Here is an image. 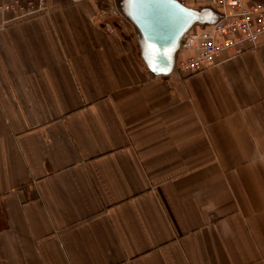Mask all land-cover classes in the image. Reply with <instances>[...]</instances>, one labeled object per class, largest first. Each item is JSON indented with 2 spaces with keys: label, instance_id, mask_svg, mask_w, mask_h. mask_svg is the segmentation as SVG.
I'll use <instances>...</instances> for the list:
<instances>
[{
  "label": "crops",
  "instance_id": "obj_1",
  "mask_svg": "<svg viewBox=\"0 0 264 264\" xmlns=\"http://www.w3.org/2000/svg\"><path fill=\"white\" fill-rule=\"evenodd\" d=\"M125 2L0 11V264H264V39L155 77Z\"/></svg>",
  "mask_w": 264,
  "mask_h": 264
},
{
  "label": "built area",
  "instance_id": "obj_2",
  "mask_svg": "<svg viewBox=\"0 0 264 264\" xmlns=\"http://www.w3.org/2000/svg\"><path fill=\"white\" fill-rule=\"evenodd\" d=\"M47 0H0V11L13 13L22 20L47 10ZM81 3L85 0H62ZM182 5L203 3L219 18L210 24H195L184 36L174 72L186 76L199 73L223 62L225 55L236 56L256 48L264 39V0H177ZM187 7V6H186ZM197 8V7H196Z\"/></svg>",
  "mask_w": 264,
  "mask_h": 264
},
{
  "label": "water",
  "instance_id": "obj_3",
  "mask_svg": "<svg viewBox=\"0 0 264 264\" xmlns=\"http://www.w3.org/2000/svg\"><path fill=\"white\" fill-rule=\"evenodd\" d=\"M125 15L140 37V57L155 77L171 75L182 39L197 23L208 21L177 0H126Z\"/></svg>",
  "mask_w": 264,
  "mask_h": 264
},
{
  "label": "rangeland",
  "instance_id": "obj_4",
  "mask_svg": "<svg viewBox=\"0 0 264 264\" xmlns=\"http://www.w3.org/2000/svg\"><path fill=\"white\" fill-rule=\"evenodd\" d=\"M86 1H89V0H85V1H83V2H81V3H71V4H73V5H79V4H83V3H85ZM96 1V0H95ZM111 1H113V0H98V2L101 4V3H107L110 7H112V5H111ZM68 3H70V2H68ZM190 5L189 6H191V7H200V6H203V3H189ZM124 7H125V5H123L122 6V12H123V14H125V10H124ZM202 12H204V13H207V11L206 10H203ZM181 55V54H180ZM180 55H179V57H180Z\"/></svg>",
  "mask_w": 264,
  "mask_h": 264
},
{
  "label": "bare ground",
  "instance_id": "obj_5",
  "mask_svg": "<svg viewBox=\"0 0 264 264\" xmlns=\"http://www.w3.org/2000/svg\"><path fill=\"white\" fill-rule=\"evenodd\" d=\"M188 8H194V7H191V6H189V5H186ZM181 52H182V49L178 52V54L180 53L181 54ZM178 54H177V56H178ZM177 56H176V64L178 63V61H177Z\"/></svg>",
  "mask_w": 264,
  "mask_h": 264
},
{
  "label": "snow or ice",
  "instance_id": "obj_6",
  "mask_svg": "<svg viewBox=\"0 0 264 264\" xmlns=\"http://www.w3.org/2000/svg\"><path fill=\"white\" fill-rule=\"evenodd\" d=\"M133 2H135V0H133Z\"/></svg>",
  "mask_w": 264,
  "mask_h": 264
}]
</instances>
